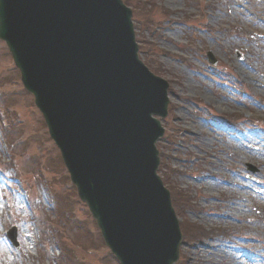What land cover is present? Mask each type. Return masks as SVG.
<instances>
[{
  "label": "rangeland",
  "instance_id": "rangeland-1",
  "mask_svg": "<svg viewBox=\"0 0 264 264\" xmlns=\"http://www.w3.org/2000/svg\"><path fill=\"white\" fill-rule=\"evenodd\" d=\"M126 1L140 59L169 85L160 176L193 205L178 222L211 234L175 264H264V0ZM17 73L0 42V264H117Z\"/></svg>",
  "mask_w": 264,
  "mask_h": 264
},
{
  "label": "water",
  "instance_id": "water-1",
  "mask_svg": "<svg viewBox=\"0 0 264 264\" xmlns=\"http://www.w3.org/2000/svg\"><path fill=\"white\" fill-rule=\"evenodd\" d=\"M129 17L119 0H0V38L40 80L36 104L120 263L171 264L179 234L149 119L164 115L166 85L136 60Z\"/></svg>",
  "mask_w": 264,
  "mask_h": 264
}]
</instances>
